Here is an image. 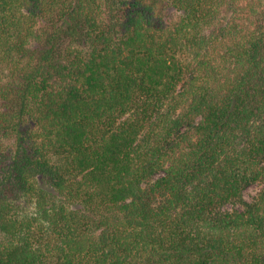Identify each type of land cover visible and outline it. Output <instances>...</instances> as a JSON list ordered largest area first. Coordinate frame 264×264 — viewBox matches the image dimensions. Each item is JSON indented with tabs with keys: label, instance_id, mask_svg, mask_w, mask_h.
Masks as SVG:
<instances>
[{
	"label": "trees",
	"instance_id": "1",
	"mask_svg": "<svg viewBox=\"0 0 264 264\" xmlns=\"http://www.w3.org/2000/svg\"><path fill=\"white\" fill-rule=\"evenodd\" d=\"M162 1L0 0V264H264V0Z\"/></svg>",
	"mask_w": 264,
	"mask_h": 264
},
{
	"label": "rangeland",
	"instance_id": "2",
	"mask_svg": "<svg viewBox=\"0 0 264 264\" xmlns=\"http://www.w3.org/2000/svg\"><path fill=\"white\" fill-rule=\"evenodd\" d=\"M165 2L167 3V0H165ZM165 2L162 1V4L165 5ZM163 14H164V18L165 19H172L175 18L178 13L175 12L174 10H172L171 7H169L168 5L164 7L163 9ZM262 187H264L263 184L260 183H254L252 185H250L245 191H244V198L246 201H252L259 193V191L262 189ZM25 201L24 197H21L18 201ZM233 205H227L225 206V209L228 210H232L233 209ZM239 208H243V205H238Z\"/></svg>",
	"mask_w": 264,
	"mask_h": 264
}]
</instances>
